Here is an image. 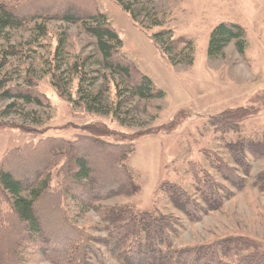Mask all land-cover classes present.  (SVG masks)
<instances>
[{
	"label": "rangeland",
	"instance_id": "rangeland-1",
	"mask_svg": "<svg viewBox=\"0 0 264 264\" xmlns=\"http://www.w3.org/2000/svg\"><path fill=\"white\" fill-rule=\"evenodd\" d=\"M23 1L31 14L40 9L46 13L24 16L27 22L23 27L3 31L0 96L6 90L12 94L34 92L44 96L47 103L39 106L0 98V158L29 143H42L51 137L74 141L77 135L86 136L83 128L104 126L114 133L101 140L105 143L123 146L132 137L133 154L125 166L139 192L105 201L102 206L127 205L134 212H158L176 219L179 225L176 236L170 238L171 249L205 246L225 238L253 242L252 246H240L228 258H221L223 264H237L248 253L264 252V194L256 186L257 177L264 171V155H247L251 171L244 178V188L230 189L231 198L218 211L197 222H187L168 203L163 191V185L169 183L195 195L194 176L201 178L202 170L221 183L206 156H216L233 166L227 144L243 139L264 144V0H117L135 13V22L115 0H96L122 41V57L135 64L165 94L162 100L150 101L125 93L118 98L114 87L120 80L95 73L100 58L95 41L82 26L45 17L52 16L59 3L67 5L70 0ZM154 22L159 26L153 27ZM220 24L238 25L244 30L247 46L243 55H238L230 44L220 57L208 58L209 35ZM162 31H170L173 39L192 44L190 65L174 66L168 61L167 58L176 63L188 52L182 44L166 56L151 39ZM60 38L65 44L57 57ZM76 69L85 76L91 94L100 92L95 109L102 115L85 111L84 97V103L76 104L80 78ZM52 82L70 99L60 97ZM237 108L254 111L253 117L238 124V132L223 133L221 127L210 126V120ZM115 110L117 115H113ZM47 159L51 164L59 163L50 170L51 185L56 186L61 182L66 161L60 157ZM64 169L65 166L63 173ZM68 211L71 223L86 233L94 235V229L102 227L94 211L80 213L71 205ZM16 228V223H10L6 230L0 226V237L7 233L10 238ZM23 257L24 264H49L31 248L23 252ZM104 264L121 263L106 257Z\"/></svg>",
	"mask_w": 264,
	"mask_h": 264
},
{
	"label": "trees",
	"instance_id": "trees-1",
	"mask_svg": "<svg viewBox=\"0 0 264 264\" xmlns=\"http://www.w3.org/2000/svg\"><path fill=\"white\" fill-rule=\"evenodd\" d=\"M38 1L49 3L54 0ZM115 2L135 22L137 16L129 6L117 0ZM98 7L96 0H70L67 5L59 3L55 13L52 16L46 14L45 17L82 26L84 32L95 41L96 53L100 58L97 62L99 70L95 73L120 80V84L114 87L118 98L125 93L128 97L144 101L164 99L165 94L135 64L122 57V41ZM34 13L29 12V6L23 0H0V37L5 29L23 27L27 22L26 16L39 17L46 11L40 9ZM30 21H35V18ZM152 26L158 27L159 24L154 22ZM151 39L164 50L166 56L185 44L183 49L188 52L187 56H182L176 63L167 59L174 66L192 63L190 56L193 46L190 42L173 39L170 31L159 32ZM64 44V38H60L55 50L57 57L61 55ZM230 44H233L238 55H243L247 46L244 30L233 24L218 25L209 35L208 58L220 57ZM74 72L80 77L76 104L78 101L84 103L86 99L85 111L101 114L95 109L101 98L100 92L91 94L82 72L78 73V69ZM52 87L60 97L70 99L57 84L52 82ZM88 96H92L91 99ZM0 98L39 106L47 103L44 96L34 92L12 94L6 90ZM87 103H92V106ZM112 112L117 115V110ZM253 116L252 109H231L210 120V126L221 127L223 133L238 132V124ZM82 132L86 136L77 135L74 141L51 137L42 143H29L7 151L0 158V226L6 230L10 223L17 225L10 238L7 239V233L1 235L7 243L0 237V264H24L23 252L29 248L38 251L49 264H104L106 257L121 264H223L221 258H228L238 247L253 245L246 238H225L205 246L171 249L170 238L176 236L179 225L176 219L158 212H134L127 205L102 206L105 201L130 197L139 192L132 173L125 166L133 154L132 137L125 145L119 146L101 141L114 136L104 126H88ZM249 141L243 139L226 145L233 166L216 156H206L210 169L221 183L202 170L201 178L194 176L195 195L186 193L176 185L164 184L163 191L168 203L189 223L218 211L231 198L230 189L241 191L244 188V178L251 171L246 161L247 155H264V144ZM49 157H60L66 161L62 166L61 182L56 186L51 185L50 170L59 163L51 164L47 159ZM256 186L264 194V171L257 177ZM69 205L80 213L94 211L102 227H96L94 235L76 227L71 223ZM103 233V237L98 235ZM237 264H264V252L248 253Z\"/></svg>",
	"mask_w": 264,
	"mask_h": 264
}]
</instances>
